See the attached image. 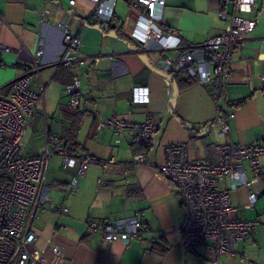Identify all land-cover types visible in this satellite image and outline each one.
<instances>
[{"label": "crops", "instance_id": "1", "mask_svg": "<svg viewBox=\"0 0 264 264\" xmlns=\"http://www.w3.org/2000/svg\"><path fill=\"white\" fill-rule=\"evenodd\" d=\"M92 6L90 0H77L73 6L68 0H0V43L8 48L0 53V96L7 97L11 82L24 75L30 76L29 89L43 90L23 135L32 131L42 138L41 152L31 156L44 152L46 134L51 133L70 139L77 156L114 160L105 166L90 164L79 189L71 193L74 168L63 167L58 154L50 157L45 176L50 201L66 206L68 214L61 215L49 205L36 211L31 225L37 235L36 248L48 264H264V171L249 173V184L237 189L230 190L224 181L237 206L236 216L256 219L259 224L237 241L235 256L216 258L208 245L192 249L179 244L183 210L173 183L162 172L167 144L185 142L190 157L216 161V144L264 141V0H255L250 12L240 13L256 23L232 46L225 95L218 109L208 84L183 72L159 68L161 55H170V50L160 51L155 42L149 48L137 45L132 34L144 28V6L116 0L117 20L108 27L89 16ZM220 10L231 12L232 3L164 0L157 25L179 30L183 44L197 45L227 27L217 16ZM59 25L80 33L77 66L56 64L63 47ZM38 50L39 69L33 72L31 57ZM72 74L80 82L81 100L76 109L67 106L64 90ZM138 85L148 87L147 102L132 101V89ZM229 111L234 112L230 133L219 135L220 123ZM146 113L154 117L156 129L145 146L134 145L128 129L120 136L112 127L101 125L113 115L135 122ZM139 150L146 156L145 163L134 161ZM258 190L262 194L254 208H245L248 195ZM133 213L144 227L127 243H105L101 233L88 225L91 220ZM152 242L159 247L151 250ZM53 246L59 248L58 254L52 253Z\"/></svg>", "mask_w": 264, "mask_h": 264}, {"label": "built area", "instance_id": "2", "mask_svg": "<svg viewBox=\"0 0 264 264\" xmlns=\"http://www.w3.org/2000/svg\"><path fill=\"white\" fill-rule=\"evenodd\" d=\"M77 0H68L71 6ZM92 9L89 16L94 20L109 23L117 20L114 11L116 0H90ZM131 5H142L143 30L132 34L138 46L149 48L155 42L163 53L159 68L164 72H183L200 84L210 86V97L215 108H220L219 100L225 95V82L232 46L242 36L251 31L255 20L240 15L250 12L255 0H220L221 6L232 3V11L220 10L217 16L227 22V27L201 44H183L180 32L168 29L164 24L157 25L162 19L164 0H126ZM63 32V47L56 64L70 68L77 66L81 36L77 31L59 25ZM0 43V53L7 51ZM40 50L31 57L30 69L37 72ZM29 75L21 76L10 84L7 97L0 96V264H48L46 257L36 248V233L31 225L36 211L46 205L61 215L68 214L66 206H58L50 201L49 187L45 182L48 161L54 154L62 157V166L74 168L69 187L75 193L80 179L85 176L92 163L105 166L113 158L100 159L90 155L77 156L71 144L54 134H46V149L37 156L20 153L23 135L36 111L43 90L39 92L28 88ZM80 82L72 74L64 90L68 95L67 106L78 108L81 100ZM149 89L138 85L132 89L133 102H147ZM234 112L229 111L220 123L219 135H229ZM110 126L116 134L123 135L128 129L136 146H145L153 138L156 124L154 117L146 113L141 121H123L116 116L101 123ZM117 138L115 142H119ZM216 161H207L189 156L188 144L171 143L164 147L163 174L173 183L180 206L183 210L179 226V244L188 248L210 246L215 258L221 254L236 255V243L256 230V219H243L236 216L237 206L232 202L229 189H237L249 184V173L258 175L264 171V141L246 144L227 140L215 145ZM136 163H145L146 156L139 150L134 154ZM262 190L251 192L244 205L254 208L255 200ZM90 228L101 233L105 243L120 240L127 243L131 236H139L144 225L137 213L112 220H91ZM52 253L58 254L59 248L53 246ZM243 260V257H241Z\"/></svg>", "mask_w": 264, "mask_h": 264}, {"label": "rangeland", "instance_id": "3", "mask_svg": "<svg viewBox=\"0 0 264 264\" xmlns=\"http://www.w3.org/2000/svg\"><path fill=\"white\" fill-rule=\"evenodd\" d=\"M41 149L42 138H39L37 134L29 131L23 138V146L21 147L20 153L22 155L31 156L35 155L36 153H40Z\"/></svg>", "mask_w": 264, "mask_h": 264}, {"label": "trees", "instance_id": "4", "mask_svg": "<svg viewBox=\"0 0 264 264\" xmlns=\"http://www.w3.org/2000/svg\"><path fill=\"white\" fill-rule=\"evenodd\" d=\"M10 86V85H9ZM61 139V138H60ZM61 140H63V139H61ZM63 141H68V142H70V144H71V149H73V143H72V141H70V139L69 140H63ZM73 152V151H72ZM74 153V152H73ZM159 247V243L158 242H152L151 243V246H150V249L151 250H155V249H157ZM160 250H162L163 251V249L161 248ZM161 251V252H162Z\"/></svg>", "mask_w": 264, "mask_h": 264}, {"label": "water", "instance_id": "5", "mask_svg": "<svg viewBox=\"0 0 264 264\" xmlns=\"http://www.w3.org/2000/svg\"><path fill=\"white\" fill-rule=\"evenodd\" d=\"M105 26L108 27L109 26L108 23H106ZM112 26L114 27V24Z\"/></svg>", "mask_w": 264, "mask_h": 264}]
</instances>
